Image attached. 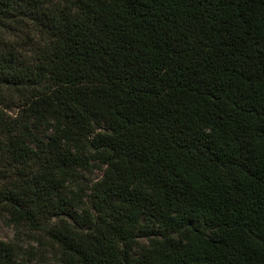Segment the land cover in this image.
<instances>
[{
	"label": "trees",
	"instance_id": "16d2710c",
	"mask_svg": "<svg viewBox=\"0 0 264 264\" xmlns=\"http://www.w3.org/2000/svg\"><path fill=\"white\" fill-rule=\"evenodd\" d=\"M0 217L59 264H264V0H0Z\"/></svg>",
	"mask_w": 264,
	"mask_h": 264
},
{
	"label": "rangeland",
	"instance_id": "374dc122",
	"mask_svg": "<svg viewBox=\"0 0 264 264\" xmlns=\"http://www.w3.org/2000/svg\"><path fill=\"white\" fill-rule=\"evenodd\" d=\"M11 109L9 114H15ZM101 176L98 170L93 169L84 175V181L89 183ZM0 242L8 243L17 248L18 264H59L56 251L47 245L40 246L32 237L17 233L0 217Z\"/></svg>",
	"mask_w": 264,
	"mask_h": 264
}]
</instances>
